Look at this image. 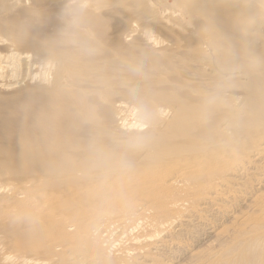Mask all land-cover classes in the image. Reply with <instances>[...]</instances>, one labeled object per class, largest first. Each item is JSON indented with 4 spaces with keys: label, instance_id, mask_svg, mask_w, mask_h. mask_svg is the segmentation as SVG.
Listing matches in <instances>:
<instances>
[{
    "label": "bare ground",
    "instance_id": "obj_1",
    "mask_svg": "<svg viewBox=\"0 0 264 264\" xmlns=\"http://www.w3.org/2000/svg\"><path fill=\"white\" fill-rule=\"evenodd\" d=\"M169 2L92 0L102 48L86 56L41 53L61 0H0V264H178L189 237L211 235L223 251L192 264H264V67L236 103H208L230 72L214 0ZM147 113L148 146L127 167L90 159V140L134 138ZM172 229L189 238L173 255ZM132 237L153 253L135 256Z\"/></svg>",
    "mask_w": 264,
    "mask_h": 264
},
{
    "label": "clouds",
    "instance_id": "obj_2",
    "mask_svg": "<svg viewBox=\"0 0 264 264\" xmlns=\"http://www.w3.org/2000/svg\"><path fill=\"white\" fill-rule=\"evenodd\" d=\"M92 0H61L56 14L58 28L54 34L38 41L43 55L57 54L64 47L71 45L83 55L100 52L102 44L93 26ZM221 14L231 19L227 30L218 26ZM208 19L218 34V48L228 57L230 72L222 77L217 92L210 94L208 103L228 105L236 103L237 97L231 95L239 80L247 73L264 67V55L258 52L257 45L264 41V0H214L209 9ZM39 13L36 19L25 25L24 38L30 37L38 25H41ZM139 71L138 68H132ZM153 116L147 113L141 121L142 127L135 130L134 138L124 139L119 133L111 138V146L105 147L98 140H90L87 151L90 159L112 161L115 167H127L126 154L143 151L147 148L148 129ZM17 220H22L17 217Z\"/></svg>",
    "mask_w": 264,
    "mask_h": 264
},
{
    "label": "rangeland",
    "instance_id": "obj_3",
    "mask_svg": "<svg viewBox=\"0 0 264 264\" xmlns=\"http://www.w3.org/2000/svg\"><path fill=\"white\" fill-rule=\"evenodd\" d=\"M169 1H171L172 2V0H169ZM171 2H169V3H171ZM172 4V3H171ZM8 181H5L4 182V184L6 183V184H8L7 183ZM5 184V185H6ZM178 217V216H177ZM176 217V218H177ZM184 217H182V219H183ZM176 225H174V226H177V225H179V224H181V225H185V223L183 222V220H177L176 221ZM226 224H229V223H226ZM225 224V225H226ZM227 226H229V225H227ZM227 228V227H226ZM229 228V227H228ZM229 230H230V228H229ZM171 231V232H170ZM172 232H173V234H172ZM183 233V234H182ZM186 231H184V232H181V234H179V233H175L174 231H173V229L172 230H169L168 231V233H166L165 235H163V238H166V239H169V240H172L171 242H172V244L174 245H172V248H171V251H170V254H172L173 255V252H175L176 251V253L178 252L177 250H179V243H178V245H177V243L176 242H179V241H181L182 239H184V240H187V239H189V240H187L186 241V243L187 244H191L192 245V252H186V254L185 255H183L182 257H181V259H177L176 260V262H178V264H192L193 262H191V261H193V260H189V258H190V256H191V253L192 254H194L195 252H199V254H200V256H203V255H206V254H208L209 252H212V253H220V252H222L223 251V248L225 247L224 245H226L225 243H220V241L217 243V240L215 241L214 239H213V235H211V236H209L207 239H205L204 241H199V242H197V243H195V242H193V240H194V238L193 237H189V238H187V236L188 235H186ZM146 234V233H145ZM149 234H151V232L149 233ZM175 234V235H174ZM179 235H181V236H179ZM183 235V236H182ZM177 237V238H176ZM183 237V238H182ZM127 238V237H126ZM211 238V239H210ZM143 239V238H142ZM141 239V240H142ZM157 239L158 238H156L155 237V239H153V240H144L143 241V243H142V245H148L150 242H153V241H157ZM159 240V239H158ZM211 240V241H210ZM214 240V241H213ZM147 241V242H146ZM149 241V242H148ZM173 241H174V243H173ZM224 241V240H223ZM131 243L129 244V246L130 247H128V248H134V249H136V251H138L139 249H137V248H140L139 247V245H141V243L140 244H135V241L133 240V237H132V239H131V241H130ZM142 242V241H141ZM146 242V243H145ZM200 242H202V243H200ZM212 242V243H211ZM134 243V244H133ZM194 243V244H193ZM133 244V245H132ZM210 246H209V245ZM178 246V248H177V246ZM201 245V246H200ZM213 246V247H212ZM215 246H216V248H215ZM174 247V248H173ZM148 249V250H147ZM176 249V250H175ZM196 250V251H195ZM218 250V251H217ZM154 251V250H153ZM153 251H151V247H148V248H146V249H144V250H142V251H138L137 253H136V255L135 256H137L138 258L141 256L142 257V255H144L143 254V252H145L146 253V255H150V254H152L153 253ZM186 258V259H185ZM183 260V261H182ZM159 261H163L162 259L161 260H159ZM168 261V260H167ZM166 261V262H167ZM187 261V262H186ZM137 262V261H136ZM190 262V263H189ZM137 263H139V262H137ZM141 264H144V262L143 263H141ZM169 264H171V263H169ZM172 264H177V263H172Z\"/></svg>",
    "mask_w": 264,
    "mask_h": 264
}]
</instances>
